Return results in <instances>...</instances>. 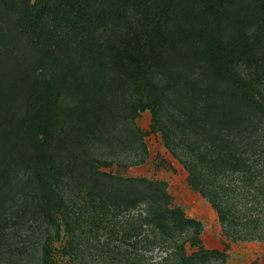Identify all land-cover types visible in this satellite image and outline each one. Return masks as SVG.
I'll return each mask as SVG.
<instances>
[{"label":"trees","instance_id":"1","mask_svg":"<svg viewBox=\"0 0 264 264\" xmlns=\"http://www.w3.org/2000/svg\"><path fill=\"white\" fill-rule=\"evenodd\" d=\"M129 45L155 52L150 65L167 94L123 54ZM246 53L264 57V0H0V214L23 203L47 227L38 264H223L165 182L104 173L110 163L74 148L55 160V88L85 99L122 79L136 92L125 111L134 139L161 133L231 241L264 240V222L248 208L264 204V94L234 67ZM164 97L179 130L196 138L187 152L173 150L158 119ZM71 109L63 120L95 117ZM146 111L144 133L135 120ZM67 135L59 132L60 145ZM211 161L234 169L237 187L213 194L210 174L196 167Z\"/></svg>","mask_w":264,"mask_h":264},{"label":"rangeland","instance_id":"2","mask_svg":"<svg viewBox=\"0 0 264 264\" xmlns=\"http://www.w3.org/2000/svg\"><path fill=\"white\" fill-rule=\"evenodd\" d=\"M132 47L134 46H126L123 54L137 60L151 72L153 68L150 60L154 59L155 52L143 51V48L140 51ZM234 67L243 78L253 81L264 94V57L257 53H246L236 59ZM40 77L43 76L37 74V78ZM151 78L162 88L164 94L168 93L167 81L161 74L152 71ZM135 96L134 87L126 79L102 91L88 94L85 99L55 88L52 93V120L55 125L51 137L56 144L54 158L58 160V164L60 160L66 161L67 155L71 154L67 149L74 148L82 154L79 157L110 163V168L100 169L104 173L163 181L167 184V192L173 205L179 207L191 221L204 247L224 253L223 257L218 258L223 260V264H264V240L231 241L232 237H228L231 234L225 231L215 208L188 186V173L184 165L167 149L161 133L134 139L125 111L127 106L134 102ZM75 106H86L95 117L91 115L78 118L75 122L63 120L62 112L70 117L71 108ZM157 113L160 123L168 130L166 137L170 140L173 150L178 153L187 152V148L190 149L187 143L194 142L196 138L179 130L181 122L177 120L180 118H176L177 114L169 110L165 97L159 103ZM151 123V115L147 111L135 120L137 129L144 133L150 130ZM60 131L68 132V138L63 145L59 144ZM196 167L202 176L210 174L212 183L209 190L213 194L220 189L231 191L238 185L235 180L238 173L230 166L211 161ZM262 176L264 178V172ZM68 178L71 180L70 177L61 178L62 187L69 186ZM33 193L32 191L28 195L31 205L36 199ZM20 206L8 215L0 214V264H38L41 242L48 239L47 233L44 232L48 229L44 224L41 225L34 210L21 209ZM248 208H256L257 213L253 216L261 217L264 222L263 203L260 206L251 203ZM226 245L228 249L225 250Z\"/></svg>","mask_w":264,"mask_h":264}]
</instances>
